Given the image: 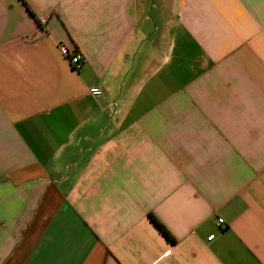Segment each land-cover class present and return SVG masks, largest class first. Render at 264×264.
<instances>
[{
  "label": "crops",
  "instance_id": "obj_1",
  "mask_svg": "<svg viewBox=\"0 0 264 264\" xmlns=\"http://www.w3.org/2000/svg\"><path fill=\"white\" fill-rule=\"evenodd\" d=\"M153 10L0 0V264H264V0Z\"/></svg>",
  "mask_w": 264,
  "mask_h": 264
},
{
  "label": "built area",
  "instance_id": "obj_2",
  "mask_svg": "<svg viewBox=\"0 0 264 264\" xmlns=\"http://www.w3.org/2000/svg\"><path fill=\"white\" fill-rule=\"evenodd\" d=\"M59 50L61 54H63L69 60V62L71 63V65L76 71H79L82 68L85 62V59L80 53L70 52L68 48L64 45H60ZM89 94L96 98L103 96V92L100 88H91L89 90ZM113 105L115 106V103ZM222 223H223V220L219 219V224H222ZM213 238L214 236H211L209 239L212 240Z\"/></svg>",
  "mask_w": 264,
  "mask_h": 264
},
{
  "label": "rangeland",
  "instance_id": "obj_3",
  "mask_svg": "<svg viewBox=\"0 0 264 264\" xmlns=\"http://www.w3.org/2000/svg\"><path fill=\"white\" fill-rule=\"evenodd\" d=\"M142 1H145L146 5H148L147 14H148L149 19H151V21L148 22L147 26H148V28L152 27L154 29L156 27V25H155V23H153L152 19H155L156 11L155 10L151 11V9H152L153 4L156 3L157 0H142ZM142 1L137 0L138 3H141Z\"/></svg>",
  "mask_w": 264,
  "mask_h": 264
},
{
  "label": "trees",
  "instance_id": "obj_4",
  "mask_svg": "<svg viewBox=\"0 0 264 264\" xmlns=\"http://www.w3.org/2000/svg\"><path fill=\"white\" fill-rule=\"evenodd\" d=\"M151 220L154 224L159 228V230L165 235V237L172 243H176L175 238L171 235V233L167 230V228L154 216L150 215Z\"/></svg>",
  "mask_w": 264,
  "mask_h": 264
}]
</instances>
